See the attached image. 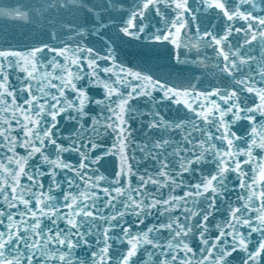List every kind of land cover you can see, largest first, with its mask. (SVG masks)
<instances>
[{
  "label": "snow or ice",
  "instance_id": "snow-or-ice-1",
  "mask_svg": "<svg viewBox=\"0 0 264 264\" xmlns=\"http://www.w3.org/2000/svg\"><path fill=\"white\" fill-rule=\"evenodd\" d=\"M27 7L0 8L46 37L0 42V264H264V0ZM122 43L141 63L118 58ZM160 49L204 67L212 49L227 83L170 84L151 71Z\"/></svg>",
  "mask_w": 264,
  "mask_h": 264
},
{
  "label": "water",
  "instance_id": "water-1",
  "mask_svg": "<svg viewBox=\"0 0 264 264\" xmlns=\"http://www.w3.org/2000/svg\"><path fill=\"white\" fill-rule=\"evenodd\" d=\"M31 3H33V0H0V8L5 10L18 8L21 11H28L27 6ZM197 15L199 16L200 13ZM37 39H46V37L39 35L38 32L33 27H31L28 22L14 20L9 16L0 15V42H3L2 46L16 47L24 50L26 46L35 43ZM84 43L88 44L89 46L99 47L97 38L95 36H87L84 40ZM158 51L159 55L153 57L150 61L152 74L167 80L170 84H175L178 87H187L190 84H193L198 90H206L214 86H224L227 83V81L220 77L218 70L213 67L215 60L212 49L202 50L204 55H207L209 58L208 61H206L208 65L207 67H204L199 63L192 62L194 59H203V56L197 53H190L186 50H181V61L186 60L188 62L177 63L174 59L169 57L168 49H160ZM249 51L254 57L259 58L261 56V50L256 45H253ZM141 52L142 49L131 43L119 44L117 50L118 58L125 62L129 67H135L141 63ZM252 66L255 67V64ZM11 79L13 83H16L15 76H12ZM98 92H101V90L94 88L92 89L91 94L96 95ZM143 101L144 98L141 97L139 100L133 101L132 103L143 110L145 108ZM249 103H251V99H249ZM131 123L133 128L138 130L140 129L139 120L134 119L131 121ZM233 130L237 132V135H243L245 137L249 135L250 131L247 122H241L235 125ZM135 134L138 135V133ZM107 144H111L110 139L107 141ZM68 158H70L73 162L76 160V156L74 154ZM137 158L139 159V155ZM116 166L117 165L114 157H106L100 161L99 165H96L95 167L99 168L101 174L111 179L113 178L112 174L115 171ZM143 166L144 165L142 164L141 168H143ZM149 170H152L151 166H149ZM220 219L221 217L217 215L216 220L219 221ZM153 222L156 221L152 217L146 221V223L149 225ZM85 254L86 252L82 250L81 255ZM233 264H240L239 257L233 260Z\"/></svg>",
  "mask_w": 264,
  "mask_h": 264
}]
</instances>
